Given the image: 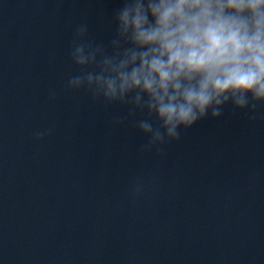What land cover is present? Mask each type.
<instances>
[{
  "label": "water",
  "instance_id": "95a60500",
  "mask_svg": "<svg viewBox=\"0 0 264 264\" xmlns=\"http://www.w3.org/2000/svg\"><path fill=\"white\" fill-rule=\"evenodd\" d=\"M114 4L0 0V264H264V105L140 152L125 109L64 88L72 26L106 40Z\"/></svg>",
  "mask_w": 264,
  "mask_h": 264
},
{
  "label": "clouds",
  "instance_id": "9594fccd",
  "mask_svg": "<svg viewBox=\"0 0 264 264\" xmlns=\"http://www.w3.org/2000/svg\"><path fill=\"white\" fill-rule=\"evenodd\" d=\"M107 26L106 40L91 39L84 20L72 26L76 71L64 88L125 109L112 124L132 118L140 152L226 109L253 118L264 105V0H115ZM141 190L140 181L130 189Z\"/></svg>",
  "mask_w": 264,
  "mask_h": 264
}]
</instances>
